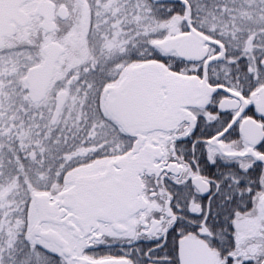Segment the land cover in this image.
I'll list each match as a JSON object with an SVG mask.
<instances>
[{"label": "snow or ice", "instance_id": "obj_1", "mask_svg": "<svg viewBox=\"0 0 264 264\" xmlns=\"http://www.w3.org/2000/svg\"><path fill=\"white\" fill-rule=\"evenodd\" d=\"M0 264H264V0H0Z\"/></svg>", "mask_w": 264, "mask_h": 264}]
</instances>
